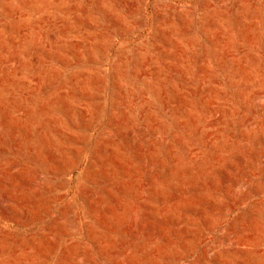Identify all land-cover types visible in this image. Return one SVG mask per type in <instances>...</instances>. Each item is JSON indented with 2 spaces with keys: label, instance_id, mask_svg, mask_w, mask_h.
<instances>
[{
  "label": "rangeland",
  "instance_id": "rangeland-1",
  "mask_svg": "<svg viewBox=\"0 0 264 264\" xmlns=\"http://www.w3.org/2000/svg\"><path fill=\"white\" fill-rule=\"evenodd\" d=\"M0 264H264V0H0Z\"/></svg>",
  "mask_w": 264,
  "mask_h": 264
}]
</instances>
